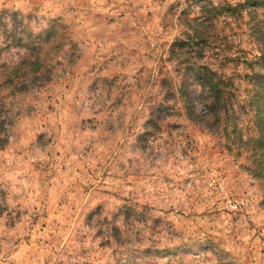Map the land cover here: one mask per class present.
I'll list each match as a JSON object with an SVG mask.
<instances>
[{
	"label": "rangeland",
	"instance_id": "rangeland-1",
	"mask_svg": "<svg viewBox=\"0 0 264 264\" xmlns=\"http://www.w3.org/2000/svg\"><path fill=\"white\" fill-rule=\"evenodd\" d=\"M242 1L0 0L56 32L51 81L1 133L0 264H264V162L186 119L167 53L204 5ZM235 33L225 52L255 55L264 0Z\"/></svg>",
	"mask_w": 264,
	"mask_h": 264
},
{
	"label": "trees",
	"instance_id": "trees-1",
	"mask_svg": "<svg viewBox=\"0 0 264 264\" xmlns=\"http://www.w3.org/2000/svg\"><path fill=\"white\" fill-rule=\"evenodd\" d=\"M262 1L204 5L197 16L185 20L183 37L174 39L167 53L175 62L172 95L182 99L186 119L193 124L216 122L210 133L231 137L238 148H252V156L264 162V33L256 39V54L250 58L239 51L225 52V32L235 35L242 18L255 15ZM55 40L54 26L35 34L21 14L0 11V147L5 142L1 133L11 125L10 99L51 81L47 71L55 63L51 53ZM14 49L20 51L13 60L9 52ZM193 87L197 93L188 98ZM167 91L171 93L170 88ZM166 100H159L156 108L166 106ZM249 127L242 142L241 130Z\"/></svg>",
	"mask_w": 264,
	"mask_h": 264
},
{
	"label": "built area",
	"instance_id": "built-area-1",
	"mask_svg": "<svg viewBox=\"0 0 264 264\" xmlns=\"http://www.w3.org/2000/svg\"><path fill=\"white\" fill-rule=\"evenodd\" d=\"M232 208H235L234 206Z\"/></svg>",
	"mask_w": 264,
	"mask_h": 264
}]
</instances>
